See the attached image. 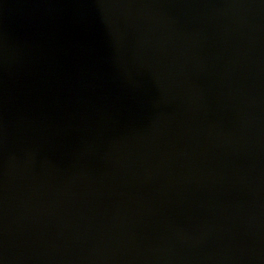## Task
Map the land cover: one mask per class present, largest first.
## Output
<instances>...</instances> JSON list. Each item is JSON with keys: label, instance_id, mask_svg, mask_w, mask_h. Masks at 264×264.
<instances>
[{"label": "water", "instance_id": "water-1", "mask_svg": "<svg viewBox=\"0 0 264 264\" xmlns=\"http://www.w3.org/2000/svg\"><path fill=\"white\" fill-rule=\"evenodd\" d=\"M0 264H264V0H0Z\"/></svg>", "mask_w": 264, "mask_h": 264}]
</instances>
